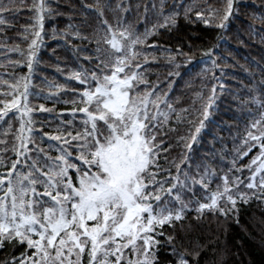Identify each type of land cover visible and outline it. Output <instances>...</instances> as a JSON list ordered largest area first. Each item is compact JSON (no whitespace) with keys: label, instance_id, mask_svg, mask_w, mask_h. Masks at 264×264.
Wrapping results in <instances>:
<instances>
[{"label":"trees","instance_id":"16d2710c","mask_svg":"<svg viewBox=\"0 0 264 264\" xmlns=\"http://www.w3.org/2000/svg\"><path fill=\"white\" fill-rule=\"evenodd\" d=\"M0 3L10 9L0 25V101L11 102L15 94L22 111L20 93L27 86L32 111L23 119L32 120L31 136L43 149L42 161L56 162L66 149L69 162L84 167L76 159L78 141L69 146L51 137L70 140L69 133L84 132L87 116L79 109L87 106L82 93L97 86L93 74L102 80L117 58L128 57L130 67L121 77L136 73L135 93L160 97L159 111L168 117L159 116L153 130L157 147L152 171L164 191L157 186L161 200L150 203L154 214L166 208L173 219L148 233L153 239L151 264H180L181 259L188 264H264V197L246 187L252 175L247 165L259 153L248 133L259 134L252 124L264 117V0H232L226 21L227 0H46L50 11L41 13L42 28L36 24L34 0ZM109 27L122 45L130 40L120 38L121 31L139 38L132 49L138 53L134 60L127 47L116 52L106 42L112 36ZM36 31L41 38L32 49ZM150 111L155 109L150 106ZM20 116L10 112L0 121V139L8 141V148ZM10 124L11 132L4 135ZM4 155L15 159L11 152ZM69 176L76 182L74 170ZM226 184L236 199L234 206L226 196L220 198ZM239 194L247 195L241 199ZM213 196L217 208L229 210L227 215L216 209L197 211L200 204H211ZM177 212L180 220H175ZM136 244L138 251L122 249L121 264L144 259L142 241ZM26 251L34 250L5 241L0 264H11ZM81 264H88L87 251Z\"/></svg>","mask_w":264,"mask_h":264},{"label":"snow or ice","instance_id":"6c2138e0","mask_svg":"<svg viewBox=\"0 0 264 264\" xmlns=\"http://www.w3.org/2000/svg\"><path fill=\"white\" fill-rule=\"evenodd\" d=\"M12 2L15 3V0ZM45 4L46 0H41L39 4H35L34 0L36 24L41 28L44 19L41 13L50 11ZM227 4L228 13L223 17L225 21L231 14L232 0H227ZM6 11L10 9L0 3V25L5 24L2 14ZM197 16L201 14L197 13ZM224 26L218 25L221 28ZM109 31L112 36L106 42L116 52L127 47L134 60L138 53L132 49L141 42L139 38L131 39L127 30L119 32L120 38L130 40V44L125 46L110 27ZM34 36L32 49L38 47L41 34L36 31ZM28 67L31 68L30 61ZM128 67L129 58L120 57L115 60L110 75H104L99 80L93 74L97 86L94 91L82 93L87 106L79 109L87 116L83 133L74 136L69 133L70 140L63 136L51 137L63 140L69 146L72 141H78L79 155L76 159L82 162L83 168L69 162L67 157L70 153L66 149H61L62 155L56 158V162L47 163L40 159L43 149L35 146L31 136L33 129L29 125L32 120L23 119L32 111L27 107V86L20 93L24 104L22 111L21 101L15 94L11 102L0 101L3 105L0 121L15 111L21 112L22 121L18 131L13 133L11 148L7 147V140L0 139V146H3L0 147V247L5 241H17L34 250L22 253L11 264H81L86 251L88 264H121L122 249L131 246L133 251H138V239L142 241L144 259H128L127 264H151L148 255L153 239L148 233L154 231L155 225L163 226L173 219V213L166 208L154 214L153 204L150 203L161 200L155 192L157 186L164 191L163 184L152 171L156 166L157 147L153 130L159 116H163L164 120L168 117L159 111V104L163 102L160 97L149 99L153 92L143 96L135 93L133 82L137 80L136 73L121 77L120 74L125 73ZM76 78L80 79L78 73ZM80 82L84 83V80L80 79ZM150 106L155 112L150 111ZM261 125H264V117L252 124L259 134L248 133V137L255 142L252 147H258L259 153L247 165L252 175L246 187L259 190V195L264 197V127ZM10 132L11 124L3 134ZM30 144L32 148H29ZM7 152H11L15 159L6 157L4 153ZM33 152L37 154L35 157ZM244 155L247 156L248 152ZM47 159L52 160L51 157ZM254 165L256 167L253 168ZM70 169L76 173V182L69 176ZM167 191L171 193L172 189ZM239 195L243 199L247 194ZM225 196L233 206L236 204L227 184L224 192L220 193V198ZM210 199L211 204H200L197 211L216 209L222 215L228 214L229 210L217 208V197ZM165 212L167 215H164ZM181 218L177 212L175 220ZM141 233L144 235L141 236ZM117 238L120 241L126 239L127 243H119ZM180 264H188V261L181 259Z\"/></svg>","mask_w":264,"mask_h":264}]
</instances>
